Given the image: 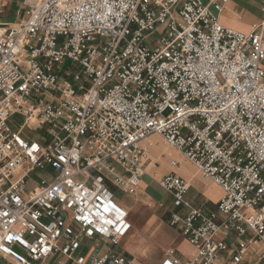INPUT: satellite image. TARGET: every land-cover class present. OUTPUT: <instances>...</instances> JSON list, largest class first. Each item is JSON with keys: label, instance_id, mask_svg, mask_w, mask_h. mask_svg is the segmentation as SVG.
<instances>
[{"label": "built area", "instance_id": "built-area-1", "mask_svg": "<svg viewBox=\"0 0 264 264\" xmlns=\"http://www.w3.org/2000/svg\"><path fill=\"white\" fill-rule=\"evenodd\" d=\"M228 1L23 0L0 22V264H130L110 185L136 193L151 134L222 190L206 214L157 180L195 248L160 264H264L263 23L223 26Z\"/></svg>", "mask_w": 264, "mask_h": 264}, {"label": "crops", "instance_id": "crops-1", "mask_svg": "<svg viewBox=\"0 0 264 264\" xmlns=\"http://www.w3.org/2000/svg\"><path fill=\"white\" fill-rule=\"evenodd\" d=\"M219 21L223 26L241 32H248L253 26L263 23L264 33V0H229L219 14ZM142 144L147 147L148 159L136 193L125 201L117 196L118 189L110 185L117 202L127 210L131 223L130 231L119 242V249L131 260L130 264H160L169 249L179 259L189 260L194 256L195 248L177 228L169 224L171 213L183 210L173 206L171 197L157 180L175 170L176 173H171L190 183L187 200L206 214L216 210L222 190L205 178L180 152L166 146L159 135H149ZM173 160L178 164L171 165ZM160 162L164 168L159 169Z\"/></svg>", "mask_w": 264, "mask_h": 264}, {"label": "rangeland", "instance_id": "rangeland-1", "mask_svg": "<svg viewBox=\"0 0 264 264\" xmlns=\"http://www.w3.org/2000/svg\"><path fill=\"white\" fill-rule=\"evenodd\" d=\"M23 0H5V5L0 12V22H7V23H15L18 22L23 14L24 5L22 3ZM31 1V0H30ZM23 117L21 115L15 114L11 117L9 123L13 129H17L20 124L22 123ZM24 133L32 137L33 139L38 140L44 132L42 129H25ZM179 166V165H178ZM159 169L164 168L163 163L160 162L158 165ZM174 172L175 170H170L168 173ZM32 177L35 178V175L32 174ZM31 182H29V186ZM117 196L125 201H128L132 198L133 195L123 193L120 190H117ZM153 206V205H152ZM163 208V207H161ZM164 209V208H163Z\"/></svg>", "mask_w": 264, "mask_h": 264}, {"label": "bare ground", "instance_id": "bare-ground-1", "mask_svg": "<svg viewBox=\"0 0 264 264\" xmlns=\"http://www.w3.org/2000/svg\"><path fill=\"white\" fill-rule=\"evenodd\" d=\"M31 1H34V0H31Z\"/></svg>", "mask_w": 264, "mask_h": 264}]
</instances>
